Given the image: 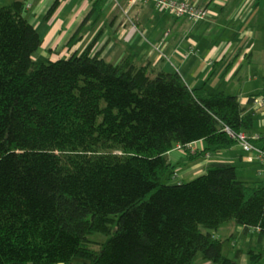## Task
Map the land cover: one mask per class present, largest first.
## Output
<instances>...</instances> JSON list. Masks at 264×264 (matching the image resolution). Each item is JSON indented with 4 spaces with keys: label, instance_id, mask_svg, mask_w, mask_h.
I'll use <instances>...</instances> for the list:
<instances>
[{
    "label": "trees",
    "instance_id": "obj_1",
    "mask_svg": "<svg viewBox=\"0 0 264 264\" xmlns=\"http://www.w3.org/2000/svg\"><path fill=\"white\" fill-rule=\"evenodd\" d=\"M41 44L25 4L0 3V264H194L201 251L240 264L214 233L227 221L264 243L263 180L215 161L174 181L168 157L201 139L189 157L231 148L228 128L253 134L240 95L191 87L134 53L38 60ZM254 140L264 147V135ZM94 231L111 236L96 246Z\"/></svg>",
    "mask_w": 264,
    "mask_h": 264
},
{
    "label": "crops",
    "instance_id": "obj_2",
    "mask_svg": "<svg viewBox=\"0 0 264 264\" xmlns=\"http://www.w3.org/2000/svg\"><path fill=\"white\" fill-rule=\"evenodd\" d=\"M16 1L25 4L26 15L42 36V44L33 55L35 59L55 60L90 48L92 54L119 63L127 54L134 53L138 65L179 71L191 87L205 86L210 92L240 95L246 111L255 116L252 133H264V105L259 100L264 95V0H195L210 9L209 16L201 20L172 15L154 4L132 6L129 0H0V3ZM252 95L256 97L254 100ZM206 146L207 142L201 139L168 151L170 162L176 166L174 181L203 175L215 161L236 164L243 179L264 181V167L248 157L240 143L217 153L189 157V151ZM233 226L249 231L242 224L227 221L214 233L222 237L223 232L226 236L234 235ZM260 245L261 242L251 250L262 251ZM244 252L239 247L229 256H239V263L245 264ZM84 261L78 256L71 264Z\"/></svg>",
    "mask_w": 264,
    "mask_h": 264
},
{
    "label": "built area",
    "instance_id": "obj_3",
    "mask_svg": "<svg viewBox=\"0 0 264 264\" xmlns=\"http://www.w3.org/2000/svg\"><path fill=\"white\" fill-rule=\"evenodd\" d=\"M120 1V0H116ZM132 6L147 7L154 4L176 16H187L193 20L206 19L209 16L210 9L207 5L195 0H129ZM264 105V95L259 98ZM229 132L235 136L243 149L248 153V157L255 159L264 167V147L260 146L254 139L264 135V133L249 134L247 131L238 133L228 128Z\"/></svg>",
    "mask_w": 264,
    "mask_h": 264
},
{
    "label": "rangeland",
    "instance_id": "obj_4",
    "mask_svg": "<svg viewBox=\"0 0 264 264\" xmlns=\"http://www.w3.org/2000/svg\"><path fill=\"white\" fill-rule=\"evenodd\" d=\"M181 164V163H180ZM230 224H227V226L225 227H229ZM234 225V224H233ZM238 225V224H236ZM231 232H233L234 235H227L226 236V232H223L221 235H223L224 238H226L225 242H224V253L229 256V254L233 253L234 251L237 250V248H243L244 249V254L245 256L242 257L243 262H245V264H249L250 263H258L259 264H264V256H262L260 259H253L252 258V254H253V250L251 249H256L258 248V245L260 244L259 238H258V232L254 231V230H239L238 228H232ZM221 233V232H220ZM111 236L110 233H106L103 231H94L90 234V238L94 241H97L96 246H99V243L101 242H105L109 239V237ZM264 243L261 242V249H263ZM263 258V259H262ZM209 259L204 257L202 251L199 252L197 254V258L195 260L196 264H201L203 261H208ZM247 260H250L249 262H247Z\"/></svg>",
    "mask_w": 264,
    "mask_h": 264
}]
</instances>
